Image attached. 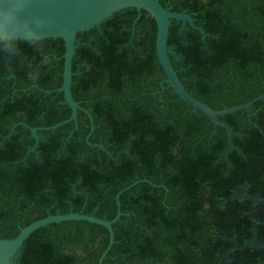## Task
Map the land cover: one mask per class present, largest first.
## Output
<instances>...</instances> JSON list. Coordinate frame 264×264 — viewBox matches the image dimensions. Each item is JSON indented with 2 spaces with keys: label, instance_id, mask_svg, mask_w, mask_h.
Masks as SVG:
<instances>
[{
  "label": "trees",
  "instance_id": "trees-1",
  "mask_svg": "<svg viewBox=\"0 0 264 264\" xmlns=\"http://www.w3.org/2000/svg\"><path fill=\"white\" fill-rule=\"evenodd\" d=\"M160 2L190 14L206 34L203 39L189 24L181 33L176 21L170 27L168 44L183 60L170 58L190 94L215 110L264 94V0ZM138 16L128 9L77 35L72 95L96 128L91 133L88 115L79 111L77 129L70 123L38 132L43 139L35 152L30 153L36 145L31 129L71 116L59 92L64 41L46 39L39 50L22 45L12 57L0 53V239H14L49 215L84 212L113 220L117 195L145 180L121 195L123 216L113 226L115 244L103 264L217 261V246L204 237L219 222L218 199L229 195L227 132L219 127L210 141L214 125L192 113L164 82L157 23L146 11ZM242 113L220 120L232 127L235 146L245 151L261 145L264 122L255 116L256 128ZM237 154L229 156L232 168L242 167ZM234 215L224 227L227 235L233 227L239 230ZM109 240L108 229L96 224H52L25 242L15 264H99ZM235 260L251 262H240V255Z\"/></svg>",
  "mask_w": 264,
  "mask_h": 264
},
{
  "label": "water",
  "instance_id": "water-1",
  "mask_svg": "<svg viewBox=\"0 0 264 264\" xmlns=\"http://www.w3.org/2000/svg\"><path fill=\"white\" fill-rule=\"evenodd\" d=\"M35 7L48 19L45 29L47 39H62L65 44V53L62 57L64 60L63 86L60 88L59 92L63 93L64 95V104H67L71 108V116L67 120L51 127L32 128L31 132L32 136L36 140V145L30 151V153L36 151L40 140L43 139V137L39 135L38 132H54L58 128L70 123H75V129H77L79 111H84L89 115L92 126L91 131L93 132L95 130L91 115L87 110L81 107L79 102L75 101L72 95L74 77L73 59L77 54V49L81 45L80 41L77 39V35L95 28L99 29L104 22H106L116 13L128 9H136L139 13L138 20L141 17L142 11H146L155 19L157 23L158 33L156 49L159 63L167 77L164 82L173 89L174 93L181 101L191 107L192 113L204 114L214 125V131L211 133L210 141H212L213 138L218 135L219 127H222L226 130L228 136V148L223 156L227 163H230L229 155L234 149H236L233 141V138L236 134L232 127L229 124L221 121L220 118L236 112H246L250 118V111L253 109V105L264 100V94L244 105L233 108L224 107L222 110H215L195 98L186 90L182 81L179 79L178 73L175 70L170 58L172 56L176 61H180L183 56L176 53V47L170 46L168 44V40L172 21L180 22L182 24L180 28L181 33H183L187 24H189L194 29L198 30L201 33L203 39H205V32L202 28L195 25L194 19L190 14L185 12H172L170 9L164 7L160 0H35ZM24 127L27 128V125L24 124ZM255 127L259 128L257 125H255ZM73 133L74 131L71 133L70 137ZM70 137L67 139V141H69ZM89 145L91 147L96 146L91 143H89ZM98 147L100 149H104L103 146ZM141 182H145V180L136 181L117 195L116 203L118 206V211L116 217L113 220H106L99 218L94 214H85L84 212H70L68 214L49 215L44 219H40L31 223L27 227L22 228L19 235L14 239H0V264H15L16 256L24 247L25 242L36 231L52 224H61L64 222H87L103 226L108 229L110 236L109 245L99 260V264H103L104 260L115 244L113 226L118 223L123 216L121 211L120 197L124 192L131 190L134 186ZM234 242L236 243L235 240ZM236 245L239 247L238 243H236ZM246 246L264 248V246L262 247L256 244Z\"/></svg>",
  "mask_w": 264,
  "mask_h": 264
},
{
  "label": "flooded vegetation",
  "instance_id": "flooded-vegetation-1",
  "mask_svg": "<svg viewBox=\"0 0 264 264\" xmlns=\"http://www.w3.org/2000/svg\"><path fill=\"white\" fill-rule=\"evenodd\" d=\"M182 60L183 57L180 61ZM262 102L263 104L257 108L253 105L250 118L246 112H243L241 117L246 116L249 124L254 126L256 125L253 120L255 116H259L260 121L263 119L264 122V100ZM233 151H236L237 156L243 159V164L241 168H232L231 163H227L224 174L230 176L227 187L229 195L224 199H218L221 212L218 217L219 222L213 223L214 215L210 218L215 225L210 232H205L204 239L212 238L218 248L217 261L214 264H237L235 259L238 255L241 256L240 262L248 259L251 261L249 264H264V248L246 246L253 244L264 246V133L261 145L246 148L245 151H240L236 147ZM214 199L217 200V197L215 196ZM205 206L208 207V205ZM233 215L237 216L236 223L240 227L239 230L233 227L231 235H227L224 227L230 223ZM198 247L202 249L204 243H200Z\"/></svg>",
  "mask_w": 264,
  "mask_h": 264
},
{
  "label": "clouds",
  "instance_id": "clouds-1",
  "mask_svg": "<svg viewBox=\"0 0 264 264\" xmlns=\"http://www.w3.org/2000/svg\"><path fill=\"white\" fill-rule=\"evenodd\" d=\"M47 23L35 0H0V53L17 56L22 45L39 50L47 39Z\"/></svg>",
  "mask_w": 264,
  "mask_h": 264
}]
</instances>
